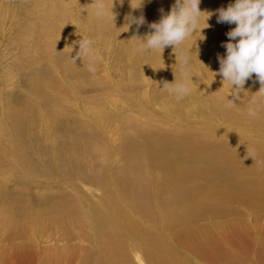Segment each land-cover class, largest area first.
<instances>
[{"label":"rangeland","instance_id":"rangeland-1","mask_svg":"<svg viewBox=\"0 0 264 264\" xmlns=\"http://www.w3.org/2000/svg\"><path fill=\"white\" fill-rule=\"evenodd\" d=\"M131 2L135 6L136 0ZM230 2L200 0L199 9L213 13L206 20L208 26L201 14L194 34L178 46L165 47L160 54L139 52L140 41L133 37L143 38L151 32L148 24L159 20L160 9L168 12L174 0H145L138 9L131 7L130 0H113V19L108 11L100 17L95 14V0H0V264H40L43 254L28 244L29 229L48 216L41 210L30 213L28 203L34 209L37 199L54 204L82 192L85 201L102 204L104 191L97 179L90 182L84 173H73L69 179L61 171L29 176L16 165L33 161L39 167L63 168V155L52 163L54 155L65 154L57 143L74 136L76 126L84 136L95 135L98 152L89 160L91 167L100 168L95 174L116 175L130 165L134 173L138 168L144 173L149 170L159 185L163 171L138 162L127 151L125 137L132 140L159 134L184 140L178 149L194 155L188 192L196 203L202 199L200 206L217 208L214 198L198 197L204 189L203 180L212 177L205 168H216L221 180L227 175V151L242 147L264 151V96L257 92L260 82L253 74L234 97L218 74L217 54L225 53L221 44L235 25L218 23L215 10ZM105 3L106 9L110 8L111 0ZM130 13L143 15L146 23L126 30L125 17ZM81 35L91 39L95 55H76ZM203 38L211 40L212 56L195 57L187 52ZM182 53L188 56L183 69L179 63ZM73 57L78 67L75 73L70 70ZM89 64L94 70H89ZM177 83L187 84L189 91L182 96L170 91ZM27 99L36 103L34 111L35 103L28 105ZM249 107L256 109L255 116L249 115ZM100 110H110L121 119L123 132L115 122L98 126L94 112ZM199 153L210 157L199 162L195 157ZM179 166L185 167L183 162ZM68 184L75 185L77 192L59 198L71 190ZM210 219L208 214L196 224ZM132 259L134 264H142Z\"/></svg>","mask_w":264,"mask_h":264},{"label":"bare ground","instance_id":"bare-ground-1","mask_svg":"<svg viewBox=\"0 0 264 264\" xmlns=\"http://www.w3.org/2000/svg\"><path fill=\"white\" fill-rule=\"evenodd\" d=\"M191 45L195 57L212 56L210 39L203 38ZM75 63V59H70L74 73L78 70ZM26 101L28 105L34 102ZM36 108L35 103L32 111ZM94 113L98 126L115 122L123 132L121 119L110 110ZM78 128L74 136L57 143L65 154L54 155L52 163L63 155V168L39 167L33 161L16 163L29 176L61 171L69 179L73 173H84L90 182L97 179L99 189L105 193L102 204L92 205L85 201L82 192H77V187L73 188L75 185L68 184L71 190L58 197L71 191L77 192L76 196L54 204L37 199L34 209L28 203L30 213L41 210L48 216L45 222L39 221L29 229L28 244L37 248L36 253L43 254L40 264H134L132 257L142 264H264V204H260L264 201V155L260 153L264 151L250 147L227 151V175L221 180L216 168H205V173L212 177L203 180L204 189L198 197L214 198L218 206L213 211L210 205L200 206L202 199L196 203L188 192L194 155L178 149L184 140L159 134L132 140L125 137L127 151L138 162L142 161L150 170L163 171L159 185L154 182L156 175L149 170L144 173L138 168L134 173L130 165L116 175L95 174L100 168L89 165L98 152L96 138L92 137L95 135L84 136ZM52 129L55 131V126ZM105 149L108 154V148ZM195 157L206 162L210 156L199 153ZM180 162L184 168L179 166ZM24 203V199L20 200L21 205ZM208 214L209 222L196 224L198 218L205 219ZM17 232L19 235L21 229Z\"/></svg>","mask_w":264,"mask_h":264},{"label":"clouds","instance_id":"clouds-1","mask_svg":"<svg viewBox=\"0 0 264 264\" xmlns=\"http://www.w3.org/2000/svg\"><path fill=\"white\" fill-rule=\"evenodd\" d=\"M117 2L123 3L124 0ZM144 2L145 0H136L133 6L130 0L133 9L140 8ZM199 4L200 0H174L168 12L160 9L159 20L148 24L152 31L143 38L133 37L140 41L137 50L141 53L159 51L161 54L167 46L175 47L182 44L188 36L197 31L201 14H204L205 24L208 17L213 15L212 12L201 11ZM112 5L113 0L110 8L106 9L105 0H95V14L98 17L103 16L105 11L112 14L110 11ZM215 15L218 23L235 25L225 33L229 39L221 44L225 48V53L217 54L218 74L222 76L223 82L228 83L229 93L236 97L243 90L246 81L255 74L261 85L257 92L264 96V0H232L227 7L216 9ZM125 20L123 27H126V30L132 25L138 29L146 23L143 15L134 16L131 13L125 17ZM203 28H199V32ZM81 37L76 41L79 46L76 55L80 58L82 55H95L91 39L82 35ZM191 51V48L187 50L189 53ZM71 59L74 62L75 57ZM179 63L183 69L188 63V56L182 53ZM89 70H94L92 64H89ZM170 91L182 96L189 91V88L185 83H177L170 88ZM226 100L233 104L231 100ZM248 113L250 116H255L256 109L249 107Z\"/></svg>","mask_w":264,"mask_h":264}]
</instances>
